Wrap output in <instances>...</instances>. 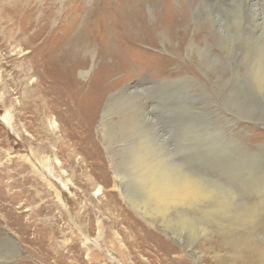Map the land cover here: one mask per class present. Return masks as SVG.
I'll return each instance as SVG.
<instances>
[{"label":"rangeland","instance_id":"1","mask_svg":"<svg viewBox=\"0 0 264 264\" xmlns=\"http://www.w3.org/2000/svg\"><path fill=\"white\" fill-rule=\"evenodd\" d=\"M68 4L0 0V264H216L264 222V0H142L117 56Z\"/></svg>","mask_w":264,"mask_h":264},{"label":"bare ground","instance_id":"2","mask_svg":"<svg viewBox=\"0 0 264 264\" xmlns=\"http://www.w3.org/2000/svg\"><path fill=\"white\" fill-rule=\"evenodd\" d=\"M84 1L85 0H69L68 9L61 13L58 20L61 22L58 27L62 35L64 21H68L70 17L73 18L68 22V27L72 32L67 41V48L69 47L70 51L78 52L81 48L86 47L89 41L95 42L99 40L102 47L100 50L101 52H104L105 55L116 54L115 56H117L118 54L120 55L129 43L136 41V38H140L142 29L145 30V28H149V24H147L146 19L143 17V13H141V11H143L141 10L142 0H119L118 3L108 0L111 4L113 3L111 10H103V8H107L105 5L101 6V1L99 2V0H95L92 3L94 6L85 8ZM248 1L253 5L258 2V0ZM72 8L74 13L72 12ZM98 8H101V10H98ZM83 10H85V13ZM76 23L77 25L79 24L77 29L75 28ZM66 33L64 35H66ZM108 36L110 39L107 38ZM112 41H115L116 44L124 48H121L119 53L116 52V50L120 48L112 49L110 47V45H114ZM155 179L156 177L151 169L141 170V173L137 175V180L142 183L144 188L148 187ZM158 191L159 195L164 197V200L165 198L179 200L184 197L185 199H194L192 203L187 205L199 202L204 197L203 192L195 188H187L180 192L169 189V193L166 196L163 195L160 186ZM255 222V226L257 227L250 226V228L248 229L247 227L244 232L241 230L240 234L236 232L230 234V242L226 241L227 236L222 237V242L220 244L227 250H225L227 256L216 258V264H264V240L256 241L252 239V235H256V238L263 233L264 222L262 220L257 221V219H255ZM230 233L233 232L231 231ZM246 243H248V245L245 247L244 245Z\"/></svg>","mask_w":264,"mask_h":264}]
</instances>
